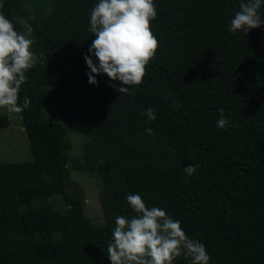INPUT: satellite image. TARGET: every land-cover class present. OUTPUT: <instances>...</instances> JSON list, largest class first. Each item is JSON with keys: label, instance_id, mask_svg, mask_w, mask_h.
<instances>
[{"label": "trees", "instance_id": "16d2710c", "mask_svg": "<svg viewBox=\"0 0 264 264\" xmlns=\"http://www.w3.org/2000/svg\"><path fill=\"white\" fill-rule=\"evenodd\" d=\"M0 2L17 31L19 17L31 25V50L45 58L26 73L18 101L31 100L19 116L33 160L0 163V264H111L116 217L135 215L128 194L179 220L205 245L209 264H264V27L228 30L248 0H154L157 53L130 88L135 95L121 97L108 85H123L106 75L98 86L88 82L98 0ZM149 107L156 120L146 123L139 114ZM220 108L231 121L225 129L217 127ZM9 125L0 115V129ZM69 131L83 141L75 158ZM189 165L197 166L191 177ZM72 170L108 195L99 220Z\"/></svg>", "mask_w": 264, "mask_h": 264}, {"label": "clouds", "instance_id": "9594fccd", "mask_svg": "<svg viewBox=\"0 0 264 264\" xmlns=\"http://www.w3.org/2000/svg\"><path fill=\"white\" fill-rule=\"evenodd\" d=\"M262 2L264 0L241 2L228 30L248 34L250 30L264 27V16L259 11ZM3 7L0 2V8ZM156 16L154 0H98L90 13L89 32L95 39L89 54L84 56L90 70L87 73L89 84L98 86L96 77L106 75L123 85H108L118 91L120 97L135 95L130 88L142 84L146 68L159 47L150 30V22ZM23 27L24 31H17L10 19L0 13V108L10 114L30 107L31 100L27 96L22 105L18 103L21 86L28 79L26 73L45 62L43 54L38 56L31 50L34 29L27 22ZM173 104L178 106L179 102L174 100ZM218 111L217 127L225 129L231 121L225 118L223 108ZM139 115L147 117L146 123L156 120L151 107ZM145 131L149 136L154 135L150 127ZM196 171V165L184 168L189 177ZM126 200L135 215L131 219L122 215L116 217V227L107 245L111 264H174L181 256L189 258L190 264H209L205 245L189 239L179 220L171 218L162 208H148L137 194H128Z\"/></svg>", "mask_w": 264, "mask_h": 264}, {"label": "rangeland", "instance_id": "374dc122", "mask_svg": "<svg viewBox=\"0 0 264 264\" xmlns=\"http://www.w3.org/2000/svg\"><path fill=\"white\" fill-rule=\"evenodd\" d=\"M31 6L30 3H26L23 9L30 10ZM29 12L32 13V10ZM19 19L23 23L27 22L26 19L20 17ZM2 114L9 116L10 125L5 129H0V163L31 162L33 160L31 147L19 113L10 114L5 109L0 108V115ZM69 135L68 138L71 141L69 155L71 158H75L82 152L83 141L80 135L76 133L69 131ZM71 165L72 163L68 167H71ZM71 175L72 179L83 186L85 190V205L90 217L96 220L101 218L103 216L102 202L108 199V195L103 193L100 181L93 179L87 173H80L76 170H72Z\"/></svg>", "mask_w": 264, "mask_h": 264}]
</instances>
